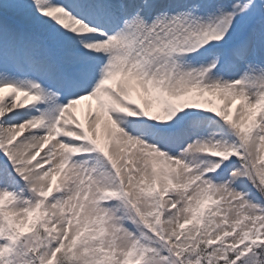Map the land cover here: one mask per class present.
Segmentation results:
<instances>
[{
  "label": "snow or ice",
  "instance_id": "1",
  "mask_svg": "<svg viewBox=\"0 0 264 264\" xmlns=\"http://www.w3.org/2000/svg\"><path fill=\"white\" fill-rule=\"evenodd\" d=\"M0 264H264V0H0Z\"/></svg>",
  "mask_w": 264,
  "mask_h": 264
}]
</instances>
